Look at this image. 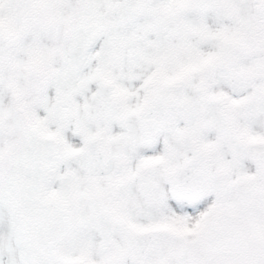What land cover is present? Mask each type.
I'll return each mask as SVG.
<instances>
[{
  "label": "snow or ice",
  "instance_id": "obj_1",
  "mask_svg": "<svg viewBox=\"0 0 264 264\" xmlns=\"http://www.w3.org/2000/svg\"><path fill=\"white\" fill-rule=\"evenodd\" d=\"M0 264H264V0H0Z\"/></svg>",
  "mask_w": 264,
  "mask_h": 264
}]
</instances>
